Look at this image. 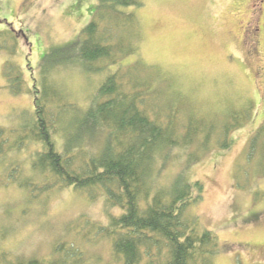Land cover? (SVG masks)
Returning a JSON list of instances; mask_svg holds the SVG:
<instances>
[{
	"label": "rangeland",
	"instance_id": "rangeland-1",
	"mask_svg": "<svg viewBox=\"0 0 264 264\" xmlns=\"http://www.w3.org/2000/svg\"><path fill=\"white\" fill-rule=\"evenodd\" d=\"M141 2L139 8L122 9L134 13L137 23L133 38L123 33V50L131 52L120 64L93 72L64 58L71 56L73 48H65L76 42L97 12L99 0H0V129L5 138L0 137L5 152L0 158V264L53 258L61 243L66 251L74 245L82 260L108 264L111 244L97 227L107 226L109 216L120 214L101 190L91 200L72 188L39 194L17 187V177L34 179L26 178L34 175L30 161L41 147L31 139L20 149L12 146L17 137L9 131L31 121L32 97L13 95L6 87L3 70L9 52L4 47L11 46L3 42L7 31L17 32L18 53L9 58L22 68L26 84L49 83L54 102L62 105L58 115L52 113L58 151L74 140L78 121L99 87L123 66L130 68L125 71L129 79L134 76L143 84L150 111L162 119L173 113L186 125L183 120L195 118L211 131L212 125L220 128L233 116L238 121L245 118L229 133L227 149L218 147L221 139L218 143L212 138L206 147L190 144L170 150L157 158L149 181L153 190L164 192L177 174L185 172L190 181L202 184L200 201L186 215L199 229L216 236L209 264H264V128L250 148L264 126V0ZM246 29L253 36L246 35ZM126 32L131 35L128 28ZM108 35L118 39L116 32ZM251 41L257 49L255 60L248 59ZM50 52L56 64L47 61ZM105 136L100 130L79 141L93 156L104 147ZM190 158L194 161L187 166Z\"/></svg>",
	"mask_w": 264,
	"mask_h": 264
},
{
	"label": "trees",
	"instance_id": "trees-1",
	"mask_svg": "<svg viewBox=\"0 0 264 264\" xmlns=\"http://www.w3.org/2000/svg\"><path fill=\"white\" fill-rule=\"evenodd\" d=\"M141 5V0H99L97 12L79 32L76 42L65 48H73V51L64 60L73 59L78 66L93 72L102 71L109 64H120V59L131 52L123 50V33L133 38V28L137 24L135 14L124 13L122 9H136ZM127 28L128 32L132 31L131 35L126 32ZM110 31L118 33V39L112 40L108 35ZM247 31L251 30L245 31L250 36ZM9 32L11 35L7 37ZM16 33H4V44L10 42L11 46L4 47L9 53L3 77L11 94L31 95L32 117L28 124L9 133H16L17 140L12 145L16 149L29 139L41 147L32 153L30 162L34 175L26 178L34 179L21 181L17 177V187L39 194L49 193L53 188H72L85 193L91 200L96 199L101 190L108 205L120 210L118 216H109L107 226L97 227L98 233L111 244L112 257L108 264H209L216 250V236L211 231L199 229L194 218L186 215L187 210L200 201L202 184L190 181L185 172H181L163 192L153 190L149 178L156 170L157 158L170 150L190 144L206 147L212 138L218 139V143L221 139L222 145L217 144L218 147L227 149L232 141L228 139L229 133L246 119L238 121L233 116L220 128L212 125L213 134L195 118L183 120L186 125L173 113L162 119L159 113L150 111V104L143 98L146 95L143 84L134 81V76L129 79L125 71L130 68L123 66L108 76L93 96L78 121L73 143L65 142L64 148L58 151L53 139L56 128L52 113L58 115L62 105L54 102L56 94L49 83L44 82L40 87L26 84L22 68L13 60L18 53ZM255 50V42L251 41L248 53H255ZM46 59L54 63L56 56L50 52ZM262 128L264 126H260L251 139V149L256 146L255 139L263 133ZM100 130L106 132V142L100 152L92 156L82 148L79 140ZM181 130H184L183 135ZM2 152L0 146V158ZM193 161L190 158L187 166ZM37 177L40 180L35 179ZM74 247L69 245L66 251L65 244L61 243L55 246L53 258L14 260L5 264H91L82 260V253ZM58 253L62 256L55 257Z\"/></svg>",
	"mask_w": 264,
	"mask_h": 264
},
{
	"label": "flooded vegetation",
	"instance_id": "flooded-vegetation-1",
	"mask_svg": "<svg viewBox=\"0 0 264 264\" xmlns=\"http://www.w3.org/2000/svg\"><path fill=\"white\" fill-rule=\"evenodd\" d=\"M245 31H246V30H245ZM247 32H248V33H251V31H247ZM244 33H245V32H244ZM259 54H260V52L258 53V55H259ZM249 57H251V58H253V60H255V58H256V57H255V53H253V52H252V53H249V54H248V59H249ZM253 62H254V61H253ZM255 63H256V62H255Z\"/></svg>",
	"mask_w": 264,
	"mask_h": 264
}]
</instances>
